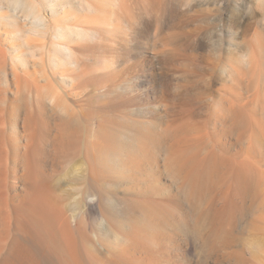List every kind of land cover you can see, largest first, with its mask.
<instances>
[{
	"label": "rangeland",
	"instance_id": "1",
	"mask_svg": "<svg viewBox=\"0 0 264 264\" xmlns=\"http://www.w3.org/2000/svg\"><path fill=\"white\" fill-rule=\"evenodd\" d=\"M32 1L41 35L18 14L10 26L0 0V264L28 242L18 223L44 189L67 223L76 214L81 264H264L258 0ZM62 19L95 32L57 40ZM58 220V245L42 251L67 264Z\"/></svg>",
	"mask_w": 264,
	"mask_h": 264
},
{
	"label": "bare ground",
	"instance_id": "2",
	"mask_svg": "<svg viewBox=\"0 0 264 264\" xmlns=\"http://www.w3.org/2000/svg\"><path fill=\"white\" fill-rule=\"evenodd\" d=\"M77 1H79V0H77ZM17 2H20V3H22L24 5L23 15H21V17H23V18H25V19H27L29 21L28 22L29 23L28 30L31 31V32H34V33H38V34L41 35V33L43 32L41 29H43V27H44L43 22H45L44 21L45 17L40 12V9H39L38 5H36V3H34L32 0H17ZM258 2L259 3H258L257 6L259 8H261V7L264 8V0H258ZM78 3H80V2H78ZM53 5L50 4L51 7H53ZM89 5H90V3H88V1L86 0L85 1V6L86 7H84V8L89 9ZM3 18H5V17H3V16L0 15V20H2ZM8 18H9V25L16 27L17 19L15 17V14L12 13L10 16H8ZM66 19L68 20V18H66ZM64 20L65 19H62V21L57 22V23H60V24H58V25L55 26V30H54L55 32L53 33V35H54V38L57 39V40L58 39L59 40L64 39L65 36H72V37L73 36H77L79 38H83L88 33L89 34L92 33V35H93V33L95 32V31L92 32L93 30L91 31V29L90 30L89 29L87 30V29H85L83 27H80V26H77V28H73L72 26H64V22L67 21V20H65V21ZM56 42L53 43V44H55V45H53L54 46V51H56L55 53H58L59 52V53H62L64 55V57H66L65 55H67V57H68L69 54L71 53L72 49L66 43H61V42L60 43H56ZM244 56H247L248 57L249 56V51H246V53H245ZM16 59H17V57H16ZM19 60L22 61L21 59H19ZM241 114H242V111L239 108L233 109V114H232V116H233L232 119L233 120H230L233 123L231 122L230 124H233V126H235L238 122L242 121L241 120ZM133 125H134V123H133ZM232 129H234V128H232ZM130 133H131V131H130ZM132 133H134V137L136 138L135 132L132 131ZM131 135H130V138L129 139L132 138ZM137 136H139V135H137ZM124 138H127L126 140H128V142H129L128 137H124ZM156 146H158V145H156ZM131 147H132V145H131ZM116 162L118 163L117 160H116ZM167 171H168V169H167ZM171 172L173 173V170L170 171V176H173V175H171L172 174ZM233 174H234V177H235V188L239 187L240 189H242V192L243 191H245V192L249 191V188H250L251 183H252L251 179L248 176H245L239 170L236 171V172H233ZM177 175H179V173H177ZM179 177L181 178L182 176H179ZM36 178H37V180L39 182L42 181V183H44V185H45L44 187H46L47 180L44 177H36ZM48 188H49V186H48ZM93 198L94 197H89L88 200H90V202H91V200H93ZM73 203H72V205H73ZM75 204H77V203L75 202ZM75 204H74V206H75ZM28 206H29V210L28 209H26V210L30 211V214L27 215L25 213L23 215V218L20 220V223H18V224H21L22 225L21 227L25 228L26 233L29 236V240H28L27 243H25V242L22 243V242L14 241L13 244H12V246H11L10 252H8L9 254L4 258L2 264H54L51 261L50 257L47 254H44L43 253L44 251H42V249L44 250L45 247L46 248L47 247L48 248L49 247L55 248L58 245L56 236L52 232V230L54 231V229L51 228V227H53V224H54L53 223V220H55V219H56L57 222L59 221L58 219H61L60 220V226H62L63 229H64V231H65L63 233H67L68 234V235L65 234L67 236L68 247H69V251H70V253H68V256L69 257H67V264H81V261H82L81 258L82 257L80 258V256H79V254L81 255V253L76 249V247H75V244H76L75 243V239L73 238V236L71 235V232L68 229L69 226H70V224H72L74 222L73 220L76 217L75 212L73 211V212H71V214H69L71 220L68 222L69 225L66 228L65 224L67 223L66 222L67 220L66 219L64 220L65 215L62 218L63 212H62V209H61L60 204L58 203V201H56L55 199H53L45 191V189L43 191H40L35 196V198H33L30 201V203H29ZM74 206H71V208H69V209H71L70 211H72L73 208L77 207V206H75V207ZM75 211H77L76 208H75ZM120 213H121L120 215H124V217H126L129 214V212H127V210H124V211H122ZM43 229H45V233H42ZM49 230H51V232ZM39 231H41V233H39ZM23 236H25V235H23ZM101 254H102V252H101ZM103 256L106 257L105 254ZM82 264H84V263H82ZM110 264H116V263L115 262L114 263L110 262Z\"/></svg>",
	"mask_w": 264,
	"mask_h": 264
},
{
	"label": "clouds",
	"instance_id": "3",
	"mask_svg": "<svg viewBox=\"0 0 264 264\" xmlns=\"http://www.w3.org/2000/svg\"><path fill=\"white\" fill-rule=\"evenodd\" d=\"M6 7L14 14L23 15L24 5L17 0H7ZM103 220L99 221V226H103ZM115 242H119V237L116 238Z\"/></svg>",
	"mask_w": 264,
	"mask_h": 264
}]
</instances>
